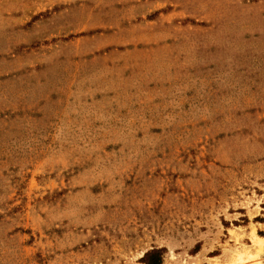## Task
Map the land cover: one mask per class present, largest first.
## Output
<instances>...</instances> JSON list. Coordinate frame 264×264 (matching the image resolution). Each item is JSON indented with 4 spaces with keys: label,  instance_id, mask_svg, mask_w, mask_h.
<instances>
[{
    "label": "rangeland",
    "instance_id": "rangeland-1",
    "mask_svg": "<svg viewBox=\"0 0 264 264\" xmlns=\"http://www.w3.org/2000/svg\"><path fill=\"white\" fill-rule=\"evenodd\" d=\"M264 264V0H0V264Z\"/></svg>",
    "mask_w": 264,
    "mask_h": 264
},
{
    "label": "trees",
    "instance_id": "trees-1",
    "mask_svg": "<svg viewBox=\"0 0 264 264\" xmlns=\"http://www.w3.org/2000/svg\"><path fill=\"white\" fill-rule=\"evenodd\" d=\"M163 252L162 249L148 251L144 254L142 262L144 264H162Z\"/></svg>",
    "mask_w": 264,
    "mask_h": 264
}]
</instances>
